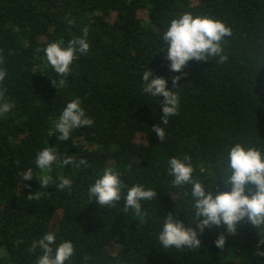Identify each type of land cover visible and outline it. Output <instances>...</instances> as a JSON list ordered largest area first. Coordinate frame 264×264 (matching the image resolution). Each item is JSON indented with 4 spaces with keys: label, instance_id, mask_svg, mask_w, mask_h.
<instances>
[{
    "label": "trees",
    "instance_id": "trees-1",
    "mask_svg": "<svg viewBox=\"0 0 264 264\" xmlns=\"http://www.w3.org/2000/svg\"><path fill=\"white\" fill-rule=\"evenodd\" d=\"M185 13L231 28L221 42L225 63L193 60L182 73L170 71L163 34ZM85 26L89 51L77 53L66 86L57 89L52 79L59 77L43 50L57 41L66 47ZM0 50L6 72L0 91L14 104L0 115V264H37L42 249L31 246L49 232L54 249L73 244L65 264H264L253 255L259 233L248 222L235 234L224 226L205 228L195 250L164 249L158 241L169 213L186 227L194 221L192 186L173 187L171 158L191 157L193 179L213 186L215 196L230 190L218 179L231 146L264 152V0H0ZM149 69L179 97V113L167 125L164 98L143 91ZM74 99L94 123L60 141L54 123ZM155 124L165 131L163 142ZM45 147L87 164L58 161L42 188L38 177L45 173L35 161ZM108 167L126 187L115 207L103 208L90 201L88 188ZM29 168L33 179L24 181ZM60 176L72 181L70 188H58ZM137 184L157 192L141 201L144 217L124 212L127 190ZM36 192L39 199L28 198ZM221 233L223 249L214 244Z\"/></svg>",
    "mask_w": 264,
    "mask_h": 264
},
{
    "label": "clouds",
    "instance_id": "clouds-1",
    "mask_svg": "<svg viewBox=\"0 0 264 264\" xmlns=\"http://www.w3.org/2000/svg\"><path fill=\"white\" fill-rule=\"evenodd\" d=\"M82 32L83 36L71 39L66 47L62 46V41H57L49 43L43 50L47 62L59 77L52 79V84L57 89L66 86L68 82L66 77L71 74L73 61L78 59L77 53L86 54L89 51L90 46L86 40L88 28L85 26ZM231 35V28L224 22L208 16L185 13L179 18L172 19L163 34L170 71L182 73L184 67L193 60L208 61L219 57L216 62L225 63L228 57L223 54L221 42ZM3 62L0 50V64ZM5 76L6 72L0 70V82L4 81ZM179 79L180 76L173 77L174 87L177 86ZM142 80L145 93L154 98L157 96L164 98L160 102L161 122L167 125L169 117L179 113V97L176 91L168 90L166 79L154 76L150 69L144 71ZM13 106L12 102L4 100V92L0 91V115L11 111ZM93 123L92 119L86 117L81 101L74 99L67 103L54 123V133H59L60 141H67L74 129L91 127ZM152 130L160 141L165 140L166 134L162 127L155 124ZM58 161L64 166L73 164L77 168L87 164L86 159L77 161L72 155L60 156L55 148L45 147L36 154L35 161L41 172L45 173L38 177L42 188H48L52 182V176L47 173L52 171L53 164ZM168 165V174L174 178L173 187L192 186L191 206L194 209V221L190 220V225L186 227L177 219L178 214L169 213L164 217L163 227L158 235V241L164 249L175 247L195 250L201 247L199 235L205 228L224 226L229 234H235L243 223L248 222L259 233L253 255L264 257V152L256 147H245L241 143L231 146L227 151V167L224 169L223 177L218 179L230 190L218 192L215 196L212 192L213 186L206 188L198 178L193 179L191 157L185 156L183 159L173 157L168 161ZM120 175L112 167L105 168L102 175L88 188L90 201L94 200L103 208L115 207L122 198V189L126 187L122 184ZM23 179L24 181L33 179L31 168L25 172ZM58 180L60 190L71 187L70 179L60 176ZM156 196V191L145 189L142 185H134L128 188L124 197V212L132 209L137 216L144 217L147 212L142 209L141 201L153 200ZM28 198L39 199L40 193L29 194ZM55 240V235L49 232L39 241L33 242L32 251H35L37 246L42 249L37 264H65L74 255L75 250L70 241L62 242L54 249L52 245L55 244ZM225 243L226 237L223 233L214 241L215 246L221 249Z\"/></svg>",
    "mask_w": 264,
    "mask_h": 264
}]
</instances>
